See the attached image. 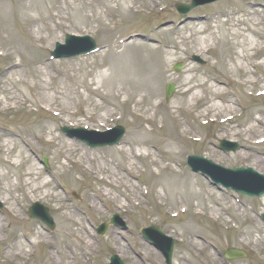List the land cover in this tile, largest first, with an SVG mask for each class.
I'll list each match as a JSON object with an SVG mask.
<instances>
[{"label": "rangeland", "instance_id": "1", "mask_svg": "<svg viewBox=\"0 0 264 264\" xmlns=\"http://www.w3.org/2000/svg\"><path fill=\"white\" fill-rule=\"evenodd\" d=\"M23 1L6 0L11 8V15L7 20L9 21L8 24L11 31L22 39L24 49H26V53L23 52L20 57L24 62L25 60L45 59L47 57L48 60L45 63H50L54 71L52 73L54 84L49 81V78H46L45 72L33 79L26 74L27 77L25 78L28 80V84L30 85V81L34 79L39 82L43 80L45 82L44 86H49L54 92L56 91L62 95L65 106L69 107L70 110L74 112L83 111V113L86 110L85 118L90 119L92 117V119L89 122L82 121L83 118L72 119L70 122L75 125L73 128L105 131L109 128L121 126L126 130V135L123 142L117 147L90 149L60 132L61 126H71L66 122V119L65 122L59 123L55 118L41 112L28 117L25 115L26 111L17 114L8 113L4 117H0V134L2 128L14 129L15 126L30 125L33 121L43 120L45 124L51 125V128L55 130V136L61 138L58 147H51L46 145L43 140L37 141L31 137L22 136L30 142L29 150L23 153L28 162L18 171L8 166L2 169L5 174H8V179L4 182L3 188L10 192L11 198L20 197L18 205L13 199H11V204L23 220L20 221V219L10 217L5 211V206L0 210V264H53L54 258L59 261V264H106L112 255L120 257L125 264H165L161 253L151 247L150 243L144 240L141 235V229L148 224H155L159 229L165 232L169 231V235L176 240L177 246L173 264H264V223L260 219V215L264 213V197L257 199L242 197L224 188L222 190L216 189L209 184L210 181H205V178L191 173H186L187 177L184 174L181 175L180 178L186 179L187 183L193 185L194 188L202 187V189L209 190L205 194V197H208L206 199L205 217L202 219L203 221L197 222L200 227L199 236L209 243V245H206L195 239L192 240L189 235L179 231V228L188 221L193 210L189 211L188 215H181L179 219H173L170 206L155 208L151 202V195L147 198L142 196L144 182H146L148 189H151L150 182L160 184L161 179L153 174L161 171L159 165L165 166L168 164L161 163L162 159L158 157L156 150L149 149L150 155L148 158L136 161L138 164L137 170H139L138 178L134 182L128 180L133 183L136 191H138L140 203L134 201L133 192L129 190L128 183H124L122 188L117 190L118 192L110 190V197H115L117 202L124 205V212H122L121 207L107 200L102 193L108 189L107 186L100 183L96 176H93L94 172L97 173L99 167H101L100 172L104 177H112L114 174L119 173L118 167L123 166L121 162L125 165L128 164L126 157L121 158L119 155V158L118 153L115 154L112 151L119 148L128 149V145L132 144L133 134V138L137 136L136 126L143 124L148 129L150 124L144 123L143 120L148 117L154 118L153 113L155 111L158 113L153 127H156L162 119L166 122V130L165 133L160 131V133L155 132L150 135L153 140L152 143L170 133L173 139H179L180 149L178 153H181L177 162L181 164L183 169H187L185 158L188 154L202 155L209 158L207 153H210L212 154L210 159L218 165L226 168L252 167L264 175V164L260 163L261 161L264 163V144L255 146L252 151L242 152V147L237 153H224L218 149L221 140L234 139L240 142L243 136L251 140L250 132L246 131V127L252 121L253 113L262 114L264 120V96L258 99L247 96L251 91L256 92L253 89L264 88V70L259 68V71L257 69L254 72L250 67L251 64H257L264 60H246L245 64L251 74L243 75L235 67L243 38H238L234 35L235 32L227 30L233 28V26H238L235 22L240 20L242 15H236V13L245 9L243 4L247 2L250 6L246 7L245 10L248 11L253 8L260 16L259 20L263 21L260 27H264L262 0H223L193 10L185 16L183 22H181L175 6L190 3V0H112L107 2V6H121L126 2V7H128L135 2V7L130 10L132 14L128 17L112 15V18L108 19L105 18L104 13L106 7H101V9L97 7L99 0H65L62 3L61 0H42L45 10L41 6L29 4V0ZM74 1L76 2L72 5ZM29 5L33 8L30 9ZM88 5H91L90 10L89 8L87 10ZM158 7H166L167 11L160 13L157 10ZM82 8L85 10L84 14L87 19L85 23L79 24V21H75L71 17H75L74 14ZM134 10L139 12L134 13ZM218 13L223 17L213 19L208 24L202 25V31L196 32L194 28L196 22H202L215 14L218 16ZM67 15L69 19H66ZM98 15L102 16L101 22L95 20ZM31 23L34 25H30ZM29 26L33 30L32 36L28 32ZM158 29L163 30L155 34L158 38L151 44L152 48H155V52L147 55L142 53L137 56L140 63H144V59H149L147 62L145 60V69L148 67L151 70L150 63L152 60V70L155 74L146 73V75L148 77L149 74L151 75V87L154 91L160 92V101L162 102V105L155 109L153 104L148 105L147 102H141V95L151 94V91H153L150 87L148 91L145 90L143 84L141 87L145 92L140 91L137 93L138 96L136 95L130 101H127V91L130 90L131 93L132 89H135L134 82L130 78V81H127L128 83H123V78L127 73L132 75L128 66L131 65L134 54H131L129 49L124 51V45L120 44L117 48L113 43L117 42L116 39L120 36L123 39L127 38L124 44L133 39H140L142 35L128 36L135 31L149 34ZM166 29L168 30L165 31ZM262 32L264 33V30ZM67 34L89 35L95 38L102 50L83 58L52 59L51 52L54 51L56 43L63 44ZM5 35L7 36L6 33L1 36L0 47L15 46L13 43L8 42L4 37ZM224 36L229 44L228 48L229 53L231 51V56L224 60L225 68L221 72L228 82V85L223 87L226 93L223 101L236 102L237 105L231 106L232 110L228 114L235 115L238 118L234 124L221 127L213 124L203 126L201 123L207 121L210 116L206 120H202L204 119L202 117L199 121L197 119L198 114L195 115V111L209 102L206 97L210 93L212 79L220 75V69H218V66H216L217 68L214 67V63H221V60L218 59V55L217 57L214 55L217 53L213 52L221 53L223 49L218 44L220 40L223 41ZM205 38H209L207 44L214 48L209 55H203L201 49L203 47L201 42ZM254 41L263 43L264 38L255 36ZM160 42L175 49L174 51L170 50L172 56L169 57V62H167L164 55V52L167 51L160 47V45L162 46ZM39 45H43L46 53L41 50ZM33 46H39L40 51ZM32 48L35 50L32 51ZM106 52L110 54L104 56ZM117 54L118 56L123 54V56L115 58L114 55ZM194 55L199 56L205 64L201 65L192 61ZM5 61L0 57V69L6 65L7 62L5 63ZM104 61L106 64L112 65L117 78L113 76L112 69L109 68V71H106L98 68ZM164 61L166 64H163ZM179 63L183 64V71L179 74L172 72V68ZM189 70L193 72L195 81L197 79L199 83H205L202 88L197 90L205 98L201 102H192L190 106L188 105V97L192 96V93L184 97L181 94ZM100 71H103L102 76L104 78H100ZM246 79L253 82L260 81L261 83L252 84V87L250 85L247 88L242 85ZM101 80L102 82H100ZM47 82H50V84L47 85ZM169 83L175 85L176 91L172 98L167 101L165 91L166 85ZM113 85L115 87H112ZM6 88L11 89V84L7 83ZM94 92H99L98 94L105 96V101L95 97ZM33 94L34 90L28 92L26 96L30 97ZM50 95L53 96L54 94L50 93ZM183 98H186V100L181 102ZM27 104L31 105L30 103ZM177 106H184L185 109L182 112L176 111ZM26 108L29 109L28 106ZM191 109H193L192 114ZM107 112L111 113V120L108 118L109 120L107 119L104 123L106 127L96 126L98 121L96 116L99 114L104 115ZM206 114L207 112H202L203 116ZM228 114H222L218 117H225ZM195 135L203 136L204 141L202 144H195L188 139V137H198ZM68 145H70V155L67 154V156L73 162L68 161L61 154L63 152L67 153L65 147ZM18 149L19 147L16 145L15 151L8 159L16 156L19 152ZM240 152H242V155H246L248 159L243 160ZM43 157L48 159V170L40 163ZM156 159L159 160L157 166L153 164ZM174 169L177 171L182 170L176 166H174ZM89 170L92 172H89ZM29 171H36L38 175L34 178L27 177L25 173ZM34 179H38V181L29 184ZM47 182L50 183V186L45 190L42 189L41 194L44 197L47 196L48 203L45 200V205L50 208V213L56 224L54 231L49 230L43 223L29 218V208L35 201L30 202L24 199V193L30 188L39 187V183ZM55 184L60 185V189H55ZM167 192L169 196H172V194H169L172 192L171 186L167 187ZM73 193L79 195L81 199H76ZM55 194H58L59 199H61L63 211H57L53 206L52 202ZM122 194L123 198L120 197ZM97 197L100 200H97ZM217 199L221 202V209L230 207L231 210L221 213V218L213 223L210 221L209 216L211 215L210 212L213 213L217 210L215 206ZM136 203L139 205L137 206ZM91 205H96L98 211H95ZM114 213H119L122 216L126 221L128 230L110 227L104 237H99L95 230L100 224L109 222ZM74 224L75 228H73ZM66 226H70V229ZM257 226H260V229H257ZM239 227L241 231H238ZM37 233L45 236L50 245H37L35 239ZM89 233L95 235L91 237V250L86 249L87 245L78 243V237L85 238ZM175 233L180 235L181 238H178ZM183 239L185 243L182 242ZM191 240L198 243L203 251H198L197 255L189 253L188 248L184 245H187V242ZM143 243L147 245L142 246ZM14 245L24 248L25 257L14 258ZM230 248L244 251L247 258L234 261L226 260L225 253ZM86 258H88L87 261H85ZM1 261L4 263H1Z\"/></svg>", "mask_w": 264, "mask_h": 264}, {"label": "bare ground", "instance_id": "2", "mask_svg": "<svg viewBox=\"0 0 264 264\" xmlns=\"http://www.w3.org/2000/svg\"><path fill=\"white\" fill-rule=\"evenodd\" d=\"M23 1V0H22ZM29 4L35 5V6H41L43 10H45V7L43 5L42 0H29ZM54 1V0H53ZM112 0H99L97 7L101 9V7H106L104 13L109 14V17L111 15L114 16H124L128 17L132 14L130 10H132L135 7V2L132 3L131 6L126 7V2L121 4V6H107V2H110ZM24 2V1H23ZM35 2H37L35 4ZM74 1L72 5L75 3ZM25 3V2H24ZM106 4V5H105ZM20 5V4H19ZM18 5V6H19ZM29 5V8L32 9L33 7ZM90 10L91 5L87 6V10ZM248 9V8H247ZM11 8L8 6L6 0H0V41L1 36L4 35V33L7 34L4 37L8 40L9 43H13L15 46H12V52L9 53L6 57H10V61L8 59V66L5 67L1 72H0V117H4L7 113L10 112H17L20 108H22L25 104L30 103L32 108L33 107H42L45 109L48 113H52L54 116H56V121L59 123L66 122L70 123L72 119H77L83 118L84 122L87 121L88 118H85L87 111L84 110L82 112H72L69 107L65 106L63 97L61 94L57 93L56 91L54 92L53 89L49 86H44L45 82L42 80V82L35 80V83H31V85L28 84V80L25 78L27 77L26 74L30 75L31 78L33 79L35 76H38L40 74H43L45 72L46 78H51L53 77L54 71L52 70L51 64H38L35 65V63L31 62L29 65H24L22 64V61L20 62H15L12 59L15 57H18L24 53H26V49L24 46V42L22 39H20L19 36H16L14 33L11 31V27L8 24L9 21H7L10 18ZM77 8L75 9V11ZM84 9L78 10L74 16L71 17L75 21H79V24L85 23L86 22V15L84 14ZM250 12L242 11L238 15H242V18L235 23L238 26H233V28H228L230 32H235L234 35L238 36V38H243V42L241 43V51L238 55L237 61L235 62V67L243 74V75H249L251 74L249 70L247 69V65L245 64L247 61L254 60L256 57V54H253L252 52L258 51L262 52V44L254 41V37L258 36L260 38H264V33L262 30H264V27H260V25L263 24L262 20L260 19V16L258 13L254 10H249ZM62 17V15H61ZM228 17V16H227ZM7 18V19H5ZM69 18V17H68ZM105 18L108 19V17L105 15ZM4 20V21H3ZM96 21L101 22L102 21V16L98 15L97 18L95 19ZM253 21V24H252ZM32 22V21H31ZM210 22V19H205V22H196L195 23V30L197 33L202 31V25L208 24ZM247 24V26H246ZM30 25H34L31 23ZM201 26V27H200ZM232 26V25H231ZM230 26V27H231ZM31 26H29V34L32 36V31ZM200 27V30L198 29ZM166 29L165 31H167ZM13 33V34H11ZM3 34V35H2ZM157 36L155 34L153 35H144L142 38L139 40H134L130 44L126 46L125 49H129V52L131 54H134L133 61L131 62V65L128 66V69L132 72V75L130 73H127L125 77L123 78V83H126L128 80L134 82V88L132 89V92L130 93L129 91L128 94L126 95L127 101L131 100L134 96H138V92L145 90L148 91L149 87L151 88V94H145L141 95V102H147L148 105L154 106L155 109L159 106L161 103V98H160V92L159 91H154V89L151 87L152 85V80H151V75L149 74V77L146 75V73H152L153 75L155 74L154 71L152 70V60L150 63V68L147 67L145 69V60L146 62L149 59H144V63H140V59L137 57L139 54H144L147 55L149 53L155 52V48H152V43L156 41ZM209 38H205L202 40V45L203 47L202 52L203 55H209L212 53V50H214L213 46H210L208 43ZM40 41H42L41 38H39ZM214 43V42H213ZM221 46L223 49L221 53L219 52H213L217 53L214 54L216 57L218 55V59L221 60L220 62L214 63V67L218 66L220 69L219 73L220 75L217 76L216 78L212 79V85L210 87V93L206 97V99L209 101L206 105L202 106L201 112L198 114V117H204L202 115V112H207L209 113V116L211 119H214L215 117L217 119L222 120L223 125L227 124H234L235 119L232 114H228L231 112L233 105H237L235 101H223V98L225 97L226 93L223 90V87L228 85V82L225 80L224 75L221 73L222 70L225 68V63L224 60L226 58H229L231 56V51L229 53V44L226 40V37L224 36L223 41L220 40V43L218 44ZM216 45V47H218ZM162 47V46H160ZM220 48V47H219ZM124 49V51H125ZM163 49L167 52H164L166 56L167 62H169V57H171V51H174L175 49L172 48L171 46H163ZM231 50V49H230ZM161 58V57H160ZM247 60V61H246ZM148 64V63H147ZM163 64H166L164 61ZM162 64V65H163ZM149 65V64H148ZM257 66L264 70V61L257 63ZM99 69H102L100 66L98 67ZM217 68V67H216ZM113 67L110 66V70ZM103 70V69H102ZM109 71V68L107 69ZM106 70V71H107ZM113 76L117 78V74L113 71ZM188 78L185 84V87L183 88V92L181 93L182 96H186L189 93H192V96L190 95L188 97L189 102L188 105L194 101H202L205 97H202L200 95V92L197 91L198 89L202 88L204 86V82L199 83L195 77L193 76V72L191 70L188 71ZM103 71H100V78L103 76ZM220 77V78H219ZM104 78V77H103ZM146 80V81H145ZM128 81V82H129ZM141 81V82H139ZM145 81V82H144ZM34 82V81H33ZM102 82V80L100 81ZM127 82V83H128ZM10 83L11 84V89L6 88V84ZM121 82V84L123 85ZM260 81H252V80H244V85L245 87L249 88V86L252 84H260ZM50 84V82H47V85ZM143 84V87L145 90H142L141 85ZM112 87H115L114 85ZM263 87L253 89L256 92H260ZM31 90H34V94L30 97H27V93L30 92ZM123 91L122 89H120ZM100 92V91H99ZM99 92H94V96L101 98L102 100L105 101L106 98H104L101 94H98ZM50 93L54 94L53 96L50 95ZM186 98H183L181 102L185 101ZM155 101V102H154ZM217 101H220L219 103ZM71 103L70 101H68ZM154 103H157L156 105ZM30 108L28 111L29 113H33L34 110ZM180 107H177L175 110L178 111ZM228 110V111H227ZM171 112V111H169ZM157 111L153 113V115H157ZM110 112L105 113L104 115L99 114L97 116V120L103 125L107 119L110 117ZM226 115L225 117H218L219 115ZM92 119H88L89 121ZM88 121V122H89ZM144 123L150 124V127L147 129L143 124L137 125V136L133 138L132 136V144L128 145V149L125 148H119L116 151H112V153H118V156L120 155L122 157H126L128 160V164L125 165L124 163L121 162V167H118L119 173L114 174L112 177H104L103 174L100 172L101 167H99V172L97 171L94 172L93 176H96L98 181L100 183H103L110 188L112 187L114 191H117L122 188V185L127 182V180H134L137 178L138 174V164L136 161H140L141 159H146L149 157V149H154L158 152V156L170 161L171 163H175L176 159L179 157V139L175 140L172 138V134L170 133L169 135H165L161 139H157V141L152 140L150 137V133L156 131L159 133L158 130H156L153 126L152 123L154 122V119L151 117H148L143 120ZM165 122L164 120L160 119V123L163 124ZM71 124V123H70ZM246 131L250 132L251 140H249L246 136H243L240 140L242 143L243 151H252V149L255 146H258V144L264 139V120L262 114H257L256 112L253 113V118L252 121L247 125ZM25 137H31L34 140L37 141H44L46 144L52 145V147H58V143L60 142L61 138L55 136V130L51 128V125L45 124L43 120H36L33 121L30 125H19L15 126L14 129H9L5 130L1 133L0 135V168L5 169L7 166L11 167L15 170H21L24 165L28 162L27 159L24 158V152L27 151L30 147V142L26 141ZM236 136V134H234ZM257 136V137H256ZM239 137V136H237ZM47 138V139H46ZM258 138V139H255ZM17 143V144H16ZM18 145V154L12 159H8L9 156L15 151V146ZM67 149V153L63 152L61 153L64 158H66L68 161L73 162L67 154L70 155V145L65 147ZM242 152H240V156L243 160L248 159L246 155H242ZM181 153V152H180ZM123 154V155H122ZM119 156V158H120ZM7 157V158H6ZM261 164H264L262 161L260 162ZM153 164L157 166L158 160H154ZM161 168V171L159 172V176L163 178L162 182V189L164 191L167 190L168 186H171L172 192L169 194H172V196H168V194H162L159 195V198L164 201L166 205L170 206V210L172 212H188L190 210H197L198 212H202L201 210L205 209L206 207V198L205 194L208 192V189H202V187L199 188H194L193 185H190L187 183L186 179H181L180 175L178 172L175 171L174 167L171 168L170 165H159ZM259 172V171H258ZM163 174V176H162ZM8 174H5L3 171H0V201L5 205V211L10 217H15L16 219H19L18 212L14 207L12 206L11 202L15 200L16 204L18 205V199L20 197H15L11 198L10 197V192L7 189L3 188L4 182L8 179ZM25 175L27 177L34 178L38 173L36 171H29L26 172ZM38 179H34L33 182L29 183L32 184L34 182H37ZM28 183V182H27ZM28 186V184H27ZM37 186H34L33 188H30L26 193H24L25 197L24 199L31 201V200H36L39 202L47 200V196L44 197L41 194L42 189H47L50 186V183H39ZM108 187V188H109ZM129 190L133 192V198L135 200H138L139 198V193L136 191L135 186L129 185ZM59 189V186L55 184V189ZM17 190V189H16ZM15 190V191H16ZM19 193V191H17ZM211 192V190H210ZM106 198H109L111 195L110 189L104 190L102 192ZM22 194V193H21ZM126 194V193H124ZM53 195V194H52ZM54 201L53 203L57 206V209L63 210L61 206V202L59 199V195L55 194L54 196ZM121 198H123V194L120 195ZM213 197V196H212ZM97 200H100L97 197ZM116 205H119V207L124 208V205L120 202H117L116 198H111ZM163 203V202H162ZM163 203V204H164ZM221 202L219 199H217L216 203V208L217 210L213 212V219L215 221L219 220L221 217V213L223 212H228L231 210L230 207H225L221 209ZM95 211H98L96 205L91 206ZM72 215V214H71ZM196 214H192V216L188 219V221L179 228V231L183 234L189 235L192 240H197L200 243V237L198 235V231L200 229L199 225L197 222H201L203 220H199L195 218ZM202 215V214H198ZM75 223V221H74ZM68 229H70V226H66ZM73 228H75V224L73 225ZM182 229V231H181ZM257 229H260V226H257ZM94 236V233H89L85 238L78 237V243H82L83 245H87L86 249L90 250L92 247V242H91V237ZM36 240L38 241V244H43V245H50V243L47 241V238L45 236L40 235L37 233L35 235ZM188 241L187 242V248L189 253H193L197 255L198 251H203L201 249L198 243L194 241ZM254 246H256L255 243L252 242ZM199 245V246H198ZM12 249V248H10ZM14 252V258H23L25 257L26 253H24V248L19 245H14L13 246ZM193 257V256H192ZM53 264H59V261H57L55 258L53 259Z\"/></svg>", "mask_w": 264, "mask_h": 264}, {"label": "water", "instance_id": "3", "mask_svg": "<svg viewBox=\"0 0 264 264\" xmlns=\"http://www.w3.org/2000/svg\"><path fill=\"white\" fill-rule=\"evenodd\" d=\"M197 5H198V0H194L192 6L181 7V8H179V11L181 13H187V12H189L192 8H194ZM172 92H173V89L168 87L167 94H168L169 97L172 94ZM120 133L121 134L116 139H114L113 141H111L109 143L99 144V145L104 146V145H108V144L112 145V144L117 143L119 140H121V138L123 136V131L122 130H120ZM229 174H230V176H232V179L228 180L226 182L224 181L223 183H224L225 186L235 188L236 190H238L242 194L249 195V196H252V197L264 195V178L259 176L253 170H251V169H247V170L238 169V170L229 172ZM242 178H246V179H249V180H260V181L263 182V184L258 188V190L251 191L249 188L239 187V186H236L235 184H233L232 182H230V181H233V182H235L238 185H242L241 181H240V179H242ZM44 221L48 225H50L52 227V219L47 214H45V220ZM105 230H106L105 226L100 229L101 232H104ZM172 252H173V247H170L169 248V253L168 254L166 253V256H167L169 262L171 261ZM235 257H241V254L238 253V252L237 253H234V252H232V253L230 252L229 253V258H235Z\"/></svg>", "mask_w": 264, "mask_h": 264}]
</instances>
